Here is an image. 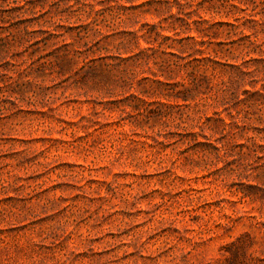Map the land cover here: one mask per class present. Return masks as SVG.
Segmentation results:
<instances>
[{"label":"rangeland","instance_id":"374dc122","mask_svg":"<svg viewBox=\"0 0 264 264\" xmlns=\"http://www.w3.org/2000/svg\"><path fill=\"white\" fill-rule=\"evenodd\" d=\"M0 264H264V0H0Z\"/></svg>","mask_w":264,"mask_h":264}]
</instances>
